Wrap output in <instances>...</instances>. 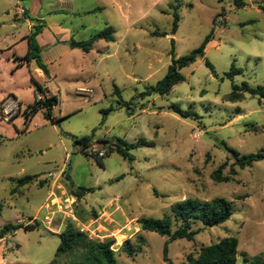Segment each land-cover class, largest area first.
Returning <instances> with one entry per match:
<instances>
[{"label": "rangeland", "instance_id": "1", "mask_svg": "<svg viewBox=\"0 0 264 264\" xmlns=\"http://www.w3.org/2000/svg\"><path fill=\"white\" fill-rule=\"evenodd\" d=\"M176 8L180 21L172 34ZM46 21L71 30L67 44L106 26L115 41L100 40L84 53L69 44L55 48L44 36L40 55L48 74L42 71L40 82L57 98V122L43 110L24 130L23 112L38 94L32 80L39 81L38 68L34 61L13 67L29 46L27 40L16 51L11 46L35 27L42 32ZM210 33L205 56L181 70L184 82L162 96L142 95L164 78L173 56L188 55ZM232 66L242 74L226 78ZM243 83L264 87V0H0V229L23 226L5 236L4 263L49 264L60 243L56 234L72 221L93 239H113L121 264L187 263L228 237L239 240L236 264H264V160L239 169L227 149L241 156L264 150V99H227ZM175 104L196 119L180 117ZM84 136L92 137L89 156L74 141ZM116 138L146 145L131 150L128 160L108 153ZM93 155L104 157V167ZM218 170L232 180L215 181ZM29 175L39 177L22 188L11 181ZM217 198L230 202L231 218L212 227L194 222L199 233L192 241H171L138 223L171 215L186 199ZM126 241L141 252L128 255Z\"/></svg>", "mask_w": 264, "mask_h": 264}, {"label": "trees", "instance_id": "2", "mask_svg": "<svg viewBox=\"0 0 264 264\" xmlns=\"http://www.w3.org/2000/svg\"><path fill=\"white\" fill-rule=\"evenodd\" d=\"M242 4V0H238V5ZM90 13V12H89ZM180 16L177 13V8L173 13L172 34H175L178 30V24ZM41 33L40 27H35L34 32L28 37L29 49L24 57L18 58L20 63L16 66L21 67L25 63L35 62L37 68L42 70L45 74H48L47 66L41 59V48L37 42V36ZM115 31L111 26L106 28L92 36L88 40H76L72 38L69 41V46L72 49H80L84 53H90L96 42L104 40L108 43L115 41ZM167 36V33L163 34ZM212 39V34L207 35L200 46L188 55L176 58L173 56L172 64L170 65L168 72L163 79L158 81L155 85L148 86L143 96L152 95H165L168 94L174 86L185 81V76L181 73V70L188 67L198 59H202L205 56L206 46ZM206 65L214 72V66L210 62H206ZM242 74V70L232 66L229 72L225 74L226 78L232 79L235 75ZM35 89L37 92L44 94L45 101H35L32 105H28L23 112L25 129L26 130L38 112L45 110L44 117L52 124H55L57 120L52 115L53 108L57 103L55 96H47L49 91L39 84L33 77ZM119 94V90H115ZM46 94V95H45ZM248 94L252 97H258L264 99V87H251L247 83L242 85H234L232 92L228 95V101L238 102L242 101ZM120 105L128 106L126 102H121ZM21 107V104H20ZM173 111L182 118L196 119V114L183 110L180 105L175 104L172 107ZM110 108L104 110L103 113L107 114L112 111ZM75 143L81 148L82 153L90 155L88 149L92 145V137L84 136L74 138ZM114 145L108 148V153L116 152L122 155L125 159L133 160V156L130 153L131 150L146 145V142L140 140L136 143H127L126 141L116 138ZM103 143H109V140H103ZM234 157V165L239 169H245L251 167L255 162L264 160V150L256 154H249L241 156L237 151L227 148ZM97 163L104 167L103 156L93 155ZM235 174V172H234ZM38 175H29L20 179L11 178V181L18 188L25 187L26 185L33 184L38 179ZM213 179L217 182H228L232 178L222 177L221 170H218L213 175ZM40 184V182H39ZM85 190V189H84ZM12 193L15 191L13 189ZM82 192L77 191L76 197H81ZM232 216V206L230 202L217 198L211 202L201 203L193 199H186L179 203H176L172 207L171 215H164L161 219L154 218H140L138 223L143 231H150L160 234L161 236H167L171 241L186 239L188 241L194 240L195 236L199 233V230H193L192 225L196 221H200L205 226H217L228 221ZM175 224L176 229L173 230ZM23 226L7 224L0 229V239L9 235L12 231H16ZM26 230H33L31 226H25ZM60 240L55 258L49 264H121L117 261L115 252L112 249L115 241L113 239H107L100 241L93 239L88 233H85L77 227L75 222L68 221L65 229L56 234ZM140 242H144L143 237H139ZM239 240L236 237H228L216 244H212L200 249L196 257L189 256L187 263L182 264H236L238 256ZM124 251L132 256L134 253L141 252V247L135 249L130 241L124 243ZM167 253V244L165 246V254ZM166 259V257H165ZM167 260V259H166ZM20 264V263H16Z\"/></svg>", "mask_w": 264, "mask_h": 264}, {"label": "crops", "instance_id": "3", "mask_svg": "<svg viewBox=\"0 0 264 264\" xmlns=\"http://www.w3.org/2000/svg\"><path fill=\"white\" fill-rule=\"evenodd\" d=\"M71 35H72V32H71V30L70 29H65V28H62L61 26H60V24L59 23H57V22H55V21H46V24L44 25V27H43V29H42V32L37 36V42L39 43V46L41 47V44H42V41H43V37L44 36H50V37H52V39H53V43H52V46H55V48L56 47H65V48H67V49H69L67 46H64V45H68L66 42L70 39V37H71ZM28 41V36H24L23 38H21L18 42H16L13 46H11V47H13V50H15L14 49V46L16 45V44H18V43H20V42H24V41ZM28 46H29V43H28ZM70 49H72V48H70ZM16 51V50H15ZM68 52H71L72 53V51H68ZM27 53V52H26ZM25 53V54H26ZM22 56V55H21ZM25 55H23L22 57H24ZM60 58H57V59H55L54 60V62L56 63L58 60H59ZM8 61H10V60H8ZM20 62L18 61V62H14L13 61V67L15 66H17L18 64H19ZM22 66H24V65H22ZM21 66V67H22ZM26 66V65H25ZM27 66L29 67L30 65H29V63H27ZM35 73L37 74V75H39V81H38V83L39 84H41V85H44V83H42V82H40V79H42V80H45V77H44V75H43V72H42V70H40V69H35ZM47 87V86H46ZM48 88V87H47ZM49 89V88H48ZM21 104V106L23 107V108H25V106H23V104L21 103V102H19V105ZM9 237V236H8ZM8 237H4V238H2V239H0V264H6V263H4V254H3V252L5 251V247L3 246V247H1V245L3 244V245H5L4 243L7 241V238ZM8 264V263H7Z\"/></svg>", "mask_w": 264, "mask_h": 264}, {"label": "built area", "instance_id": "4", "mask_svg": "<svg viewBox=\"0 0 264 264\" xmlns=\"http://www.w3.org/2000/svg\"><path fill=\"white\" fill-rule=\"evenodd\" d=\"M22 12H24V10H22ZM38 94L36 95V101H45V96L42 94V93H40V92H37Z\"/></svg>", "mask_w": 264, "mask_h": 264}]
</instances>
